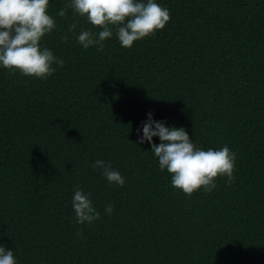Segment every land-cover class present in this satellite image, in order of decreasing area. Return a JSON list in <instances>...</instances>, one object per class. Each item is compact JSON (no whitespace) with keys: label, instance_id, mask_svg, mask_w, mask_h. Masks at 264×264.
Masks as SVG:
<instances>
[{"label":"trees","instance_id":"1","mask_svg":"<svg viewBox=\"0 0 264 264\" xmlns=\"http://www.w3.org/2000/svg\"><path fill=\"white\" fill-rule=\"evenodd\" d=\"M156 2L163 29L131 48L114 33L100 52L76 37L101 29L49 0L41 44L64 66L46 80L0 66V246L17 264H264V0ZM148 113L197 148L227 145L234 182L174 188L151 143H135ZM75 186L101 214L91 224L76 221Z\"/></svg>","mask_w":264,"mask_h":264},{"label":"clouds","instance_id":"2","mask_svg":"<svg viewBox=\"0 0 264 264\" xmlns=\"http://www.w3.org/2000/svg\"><path fill=\"white\" fill-rule=\"evenodd\" d=\"M48 7L49 0H0V66L41 80L56 71L53 65L64 66L63 59L41 44L42 38L56 27ZM68 8L101 29L98 33L84 30L76 37L85 49L98 46L100 52L104 51L103 42L114 33L122 47L131 48L134 41L154 35L170 20L169 9L156 0H70L58 15L64 17ZM76 27L73 22L68 32H73ZM62 39L67 42L69 37L65 34ZM147 115L148 120L142 123L143 135L135 143L140 145L145 140L151 143L159 168L171 174L174 188L191 195L202 187L211 192L216 187L217 177L226 176L229 185L234 182L236 153L227 145L219 150L197 148L185 128L166 127L164 122L154 120L152 113ZM140 131L137 129L138 133ZM154 136H158L161 143L152 142ZM91 166L102 170L110 184L121 187L125 184V178L112 168L111 163L96 160ZM73 191L72 206L77 223L91 224L98 220L101 214L93 206L91 193L79 186ZM113 208L108 204L105 211L111 215ZM80 235L82 229L77 231V236ZM0 264H17L11 249L0 246Z\"/></svg>","mask_w":264,"mask_h":264}]
</instances>
